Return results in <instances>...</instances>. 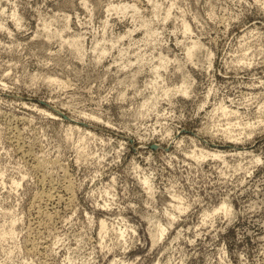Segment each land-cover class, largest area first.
Masks as SVG:
<instances>
[{"label":"rangeland","instance_id":"rangeland-1","mask_svg":"<svg viewBox=\"0 0 264 264\" xmlns=\"http://www.w3.org/2000/svg\"><path fill=\"white\" fill-rule=\"evenodd\" d=\"M0 264H264V0H0Z\"/></svg>","mask_w":264,"mask_h":264},{"label":"bare ground","instance_id":"bare-ground-1","mask_svg":"<svg viewBox=\"0 0 264 264\" xmlns=\"http://www.w3.org/2000/svg\"><path fill=\"white\" fill-rule=\"evenodd\" d=\"M123 5H124V4H123ZM180 89H181L180 92H183V93H185V94L187 93V90H186L185 87H182V88H180ZM215 109H216V108H215ZM215 111H216V110H215ZM214 156H215V155H214ZM200 158L205 159L206 157L203 156V155H201ZM143 182L145 183V185H146L149 189H151L150 180H149L147 177H146V179H145ZM219 210H220V211H224V212L227 213V211H228V207H227L226 205H223ZM103 221H104V219H103ZM106 225H107V224H105V222H102V224H101L102 229L106 228ZM165 232H166V229H165L161 224H159V226H158V230H157V234L155 235V238H156V239H161V238H163ZM121 235L124 237L125 232H122Z\"/></svg>","mask_w":264,"mask_h":264}]
</instances>
